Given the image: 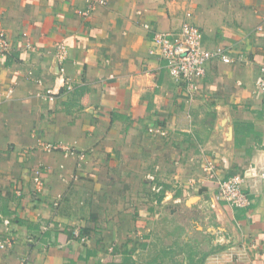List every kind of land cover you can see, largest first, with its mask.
<instances>
[{"label": "crops", "instance_id": "obj_1", "mask_svg": "<svg viewBox=\"0 0 264 264\" xmlns=\"http://www.w3.org/2000/svg\"><path fill=\"white\" fill-rule=\"evenodd\" d=\"M103 1L83 18L84 0H0L11 45L0 58V218L11 224H0V264H264V178L246 180L245 208L214 199L217 180L264 164V0ZM186 13L203 46L234 61L206 64L193 95L152 41ZM56 43L72 90L49 102ZM241 122L252 128L235 144Z\"/></svg>", "mask_w": 264, "mask_h": 264}, {"label": "built area", "instance_id": "obj_2", "mask_svg": "<svg viewBox=\"0 0 264 264\" xmlns=\"http://www.w3.org/2000/svg\"><path fill=\"white\" fill-rule=\"evenodd\" d=\"M85 8L77 11V14L83 18L88 17L97 6L103 5V0H84ZM186 21H183L177 32L162 33L156 32L153 35L152 41L158 48L159 56L165 61L166 69L169 75L176 81H180L189 95H193L198 91V81L205 75L206 64L212 61H220L224 64H232L234 61L222 49H207L203 46L202 33L199 28L188 21L190 13H186ZM148 28V25H144ZM258 30L261 28L258 27ZM11 49V45L6 36L5 31L0 27V58L5 57ZM55 55L59 62L58 76L56 84L49 89H46L41 98L45 101L52 102L59 91H71L72 84L64 73L62 66L67 57V49L63 43L55 44ZM255 87L260 95L264 94V65L259 68L255 79ZM12 90L6 93L9 97ZM149 132L161 137L166 136V132L161 129H149ZM42 148L45 152H52L61 150L64 153L74 154V150L68 146L61 144H43ZM79 162L84 159L83 153L77 154ZM204 171L208 178L214 179L216 176L215 166L212 161L205 160ZM260 177L264 178V164L261 165V173L256 167H249L243 174H233L225 179L216 181V192L214 199L217 202H224L233 208H245L250 204L248 194L245 189V182L248 178ZM35 187L38 191L43 186L42 171L40 169L34 170L32 178ZM146 180L152 185V192L158 194L162 187L155 183V175L153 173L146 174ZM0 224L5 231L11 229L10 220L1 217ZM5 244L9 245V241L0 242V248H5ZM17 264H31L28 260L23 259ZM211 264H219L218 258H214Z\"/></svg>", "mask_w": 264, "mask_h": 264}, {"label": "trees", "instance_id": "obj_3", "mask_svg": "<svg viewBox=\"0 0 264 264\" xmlns=\"http://www.w3.org/2000/svg\"><path fill=\"white\" fill-rule=\"evenodd\" d=\"M262 97H263V110L260 112L261 114L264 113V94H262ZM236 125H237V129L235 127V144H238V141H239L238 138H240V135L242 136L244 135L246 131H250V129L252 128V125L249 123H245V122H241L239 124L237 123Z\"/></svg>", "mask_w": 264, "mask_h": 264}, {"label": "rangeland", "instance_id": "obj_4", "mask_svg": "<svg viewBox=\"0 0 264 264\" xmlns=\"http://www.w3.org/2000/svg\"><path fill=\"white\" fill-rule=\"evenodd\" d=\"M66 146V145H65ZM122 184V183H121ZM121 184H119V185H121ZM124 184V183H123ZM121 185L119 188H121V189H123V190H126V187H128V186H126V184H124V185ZM43 185H44V183H43ZM118 185V186H119ZM43 187V186H42ZM83 208H85L84 206H83ZM86 216H87V214H85ZM102 217L104 216V215H101ZM106 217H107V215H106Z\"/></svg>", "mask_w": 264, "mask_h": 264}]
</instances>
